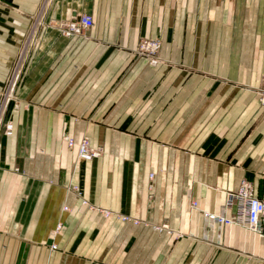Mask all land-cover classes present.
<instances>
[{
	"label": "crops",
	"instance_id": "0c3cea01",
	"mask_svg": "<svg viewBox=\"0 0 264 264\" xmlns=\"http://www.w3.org/2000/svg\"><path fill=\"white\" fill-rule=\"evenodd\" d=\"M83 13L94 25L67 36ZM15 67L0 264H264V236L203 214L231 216L242 179L264 192L247 88L264 75V0H1L0 97ZM67 134L103 155L78 159Z\"/></svg>",
	"mask_w": 264,
	"mask_h": 264
},
{
	"label": "built area",
	"instance_id": "2783aa9c",
	"mask_svg": "<svg viewBox=\"0 0 264 264\" xmlns=\"http://www.w3.org/2000/svg\"><path fill=\"white\" fill-rule=\"evenodd\" d=\"M94 25V18L90 13H83L71 20L64 33L67 36L79 34L82 30L90 28ZM158 47V44H148L144 41L140 50L144 52L147 47ZM69 144L74 142L70 139ZM88 140L80 144L81 156L85 159H91L99 154V150L90 149ZM225 210H234L229 216L222 213L205 212V215L214 221L221 223H239L244 224L261 236H264V192L258 195L255 191L253 183L249 180L242 179L235 190L227 192L224 202Z\"/></svg>",
	"mask_w": 264,
	"mask_h": 264
},
{
	"label": "rangeland",
	"instance_id": "374dc122",
	"mask_svg": "<svg viewBox=\"0 0 264 264\" xmlns=\"http://www.w3.org/2000/svg\"><path fill=\"white\" fill-rule=\"evenodd\" d=\"M0 3H1V0H0ZM144 41H146V43H148L149 45L150 44H156V43L158 44V47H155L153 49H152V47L148 46L146 48V50L141 53L142 55H144L145 57L148 58L150 64H152V65L158 64V62L160 61V57H159V49H160V45H161L160 41L157 39H155V40L154 39H146V40H143L142 43ZM18 72H19V69L17 67H15L12 70V72L10 73V76H9L10 79H6L5 85L3 86V89L1 90V97H0V135L4 134L7 136H10L14 133L15 124H14V119H13L12 114H11V109L18 107V105H19V101L16 100V96H15L17 86L21 80V79H19L20 73L18 74ZM15 76L17 77V79H13V78H15ZM247 88L253 93V95H254V97H255V99H256L259 107H260V110H261L260 119L264 118V75H262L258 85H256V86L247 85ZM70 139L74 142L73 145L69 144ZM62 140L67 145V147H69L70 149L75 151V154H76L78 159L92 160L96 157L103 155V153H104V149L101 146L93 145L88 136L75 137V136L67 134V135H63ZM85 140L89 141V144H90L89 148L90 149L99 150V154L96 155L95 157L91 158V159L83 158L81 156V153H80V144ZM150 176L152 177L153 174H151ZM83 203L86 204L87 201L83 200ZM192 205L196 206L197 202L192 201ZM100 210H101L100 214H102L104 217H108V216L113 214V212H111L108 209H100ZM205 212H210V211H203L204 215H205ZM210 213H215V212H210ZM114 214H116L117 216H120L122 219H126V220L132 219V217H129L128 215H124L121 213H114ZM133 218H134V220H137L139 217L135 216ZM168 231L171 232L170 229H168ZM55 248H56V245H52V249H55Z\"/></svg>",
	"mask_w": 264,
	"mask_h": 264
}]
</instances>
